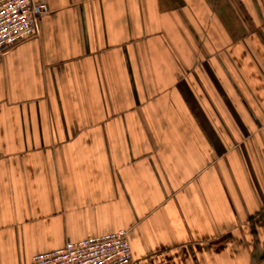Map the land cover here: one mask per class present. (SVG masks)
Returning <instances> with one entry per match:
<instances>
[{
  "label": "crops",
  "instance_id": "obj_1",
  "mask_svg": "<svg viewBox=\"0 0 264 264\" xmlns=\"http://www.w3.org/2000/svg\"><path fill=\"white\" fill-rule=\"evenodd\" d=\"M0 56V264L125 230L132 264H264V0H32Z\"/></svg>",
  "mask_w": 264,
  "mask_h": 264
},
{
  "label": "built area",
  "instance_id": "obj_2",
  "mask_svg": "<svg viewBox=\"0 0 264 264\" xmlns=\"http://www.w3.org/2000/svg\"><path fill=\"white\" fill-rule=\"evenodd\" d=\"M48 6L32 0H0V56L17 42L37 34V22ZM31 264H132L125 230L100 237L66 242L61 248L39 253Z\"/></svg>",
  "mask_w": 264,
  "mask_h": 264
}]
</instances>
